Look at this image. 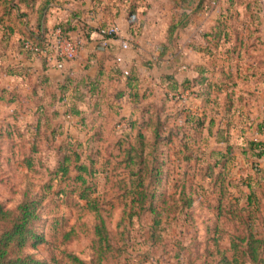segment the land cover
Returning <instances> with one entry per match:
<instances>
[{
	"label": "trees",
	"instance_id": "16d2710c",
	"mask_svg": "<svg viewBox=\"0 0 264 264\" xmlns=\"http://www.w3.org/2000/svg\"><path fill=\"white\" fill-rule=\"evenodd\" d=\"M55 1L0 0V40H8L18 29L21 35L18 47L28 58L47 51L50 33L41 22L49 9L56 6ZM176 1L179 11L168 25L163 53L171 47L175 34L205 3V0ZM228 3L226 12L219 15L214 25L208 31H201L202 43L194 45L198 52L209 58V64L198 66L191 79L178 82L173 77L168 78L173 90L165 98L174 103L181 102L179 107L167 111L163 102L160 107L144 108L148 120L135 126V122L128 119L125 131L117 129L120 118L114 124L116 139L105 147L94 144L101 138L98 131L91 132L85 143L66 136L55 146L57 162L52 168L45 167L50 181L59 183L51 194L66 206L92 214L95 221L94 258L84 263L67 253L75 261L70 264L105 263L107 253L113 249L105 222L115 209H121L117 220H126L130 225L151 220L143 235L146 234L152 245H156L160 237L156 231L160 232L162 242L163 236L174 225H189V230L196 224L204 225V229L195 227L188 234H185L187 229L173 232L172 242L161 243V259L169 256L172 264H181L184 255L183 264H264V238L255 235V221L264 222V167L259 163L264 158V142L241 133L243 141L238 147L245 159L243 167L235 163L231 144L237 114L232 108L245 99L234 92L237 85L234 71L246 83L248 76L254 75L255 69L261 66L264 77V58L257 61L255 68L249 63L253 57L249 51H255V45H261L263 51L262 55L256 54V58L264 56V33L259 28L258 0H228ZM238 5L246 11L242 18L236 9ZM35 6L39 12L36 29L28 25V11L34 10ZM56 28L63 35L72 30L69 22H59L53 30ZM26 42L31 48L25 46ZM242 62L243 70L240 69ZM186 91L195 95L186 96L190 104L192 100L200 101L192 110L181 98ZM0 93L11 94L4 89ZM185 110L184 122L179 125L175 122L177 114ZM132 129L135 134L131 139ZM15 132L18 136L21 134L19 130ZM24 148H20V154H25L27 149L24 151ZM36 149L33 143L28 154L22 155L21 161L29 170L35 163L31 153ZM39 163L44 166L41 160ZM98 175H103L101 187L98 186ZM51 188L50 183L45 185L47 191ZM243 188L247 192H243ZM45 199V194L25 198L13 209L0 202V264H48L25 252L26 247L36 248L44 242V237L36 233L34 227ZM259 211L262 218L255 215ZM230 222L237 225L232 227V232L224 226ZM53 223L56 226L58 220L54 219ZM235 229L241 230L238 232L241 236ZM225 236L230 240L227 251L231 254L220 245ZM74 238L70 232L62 233L65 243ZM204 239L207 240L202 244ZM196 255H203L201 261L194 260ZM153 261L155 263V258Z\"/></svg>",
	"mask_w": 264,
	"mask_h": 264
},
{
	"label": "crops",
	"instance_id": "0c3cea01",
	"mask_svg": "<svg viewBox=\"0 0 264 264\" xmlns=\"http://www.w3.org/2000/svg\"><path fill=\"white\" fill-rule=\"evenodd\" d=\"M55 3L41 22L50 33L47 51L28 58L18 47L21 37L18 29L8 40H0V90L11 92L0 93V133L14 141L16 154L21 153L22 146L25 151L35 143L37 149L31 157L35 163L41 160L44 167L49 168L58 159L55 146L66 136L85 143L91 132L98 131L101 138L94 144L105 147L116 139L114 124L120 118L121 121L130 119L137 126L142 120H148L144 108L160 107L163 102L167 111L179 107L181 102L174 103L165 98L173 90L168 78L173 77L178 82L191 79L198 66L209 64V58L198 52L194 45L202 43L201 31H208L229 6L228 0H205L204 9L200 11L206 13L209 21L205 26L197 25L193 20L197 12L192 14L190 22L175 34L173 43L177 49L173 50L172 43L163 53L168 25L174 14L171 10H175L170 6L171 0H56ZM236 9L240 18L244 17V7L238 5ZM256 11L263 34L264 0H258ZM38 19L35 6L34 10L28 11V25L36 29ZM59 22H69L72 26L69 37L81 38L84 42L76 56L64 60L62 67L56 66L59 57L53 30ZM110 25L118 29L119 35L107 39L106 45L102 46V36L97 29ZM190 27L198 30V36L195 34L194 39L185 37L181 41ZM122 41H127L129 48L122 49ZM260 47L255 45L257 49L249 51L253 55L249 59L253 68L264 58H256V54H263ZM46 55L49 60L44 58ZM241 66L243 70V62ZM261 71L262 67L258 66L246 83L234 71L237 82L234 92L245 97L244 102H238L232 108L237 114L233 116L236 126L231 144L238 166L245 164L238 147L243 141L241 133L264 142V77ZM199 102L192 100L190 104L186 101V107L190 105L192 110ZM185 114L186 110L179 112L175 122L183 124ZM16 130L21 133L19 136ZM134 134L135 129H132L129 137L132 139ZM237 139L241 140L238 144ZM48 157L51 162L45 165ZM97 180L101 187L103 175H98Z\"/></svg>",
	"mask_w": 264,
	"mask_h": 264
},
{
	"label": "rangeland",
	"instance_id": "374dc122",
	"mask_svg": "<svg viewBox=\"0 0 264 264\" xmlns=\"http://www.w3.org/2000/svg\"><path fill=\"white\" fill-rule=\"evenodd\" d=\"M171 1H173V3H171L170 6L175 9L171 10L172 13H174L172 14L174 19L179 10L176 4L177 1ZM202 9H204V7ZM193 20L196 21L197 25L201 26H205L209 21L204 11H199L194 14ZM189 29V31L184 33V37H182L181 41H183L185 37L194 39L195 34L198 36V30L195 27H190ZM194 29H196V32H194ZM176 44H178V42H176ZM177 47L178 46L173 43V50L174 48L177 49ZM237 140L238 142H236V144L240 143L241 140ZM12 142L14 141H11L9 136L6 138L2 137L0 141V202L6 208L13 209L25 198L39 197L41 194L46 195L44 205L39 209L38 220L35 221L34 227L35 232L44 237V242L36 248L26 247L25 252L32 254L36 259L45 261L48 264L75 263L73 259L67 256V253L77 257L84 263H89L95 256V250L93 248V227L95 221L92 214L80 210L77 207L71 208L66 206L52 195L51 192L56 191L58 188V181H50L51 177L48 175L47 171L43 169L45 167L40 166L39 161L38 163H34L32 169H27L21 159L22 155L28 154V150L24 152L25 154H16L14 150L15 145H13ZM49 161L51 162V157H48L44 161V164L49 165ZM259 163L264 167V158H262ZM240 165L242 166V163ZM47 183H50L52 186L49 191L45 189ZM60 185L63 186L64 184ZM100 189L101 188H99V190ZM242 191L247 192V189L243 188ZM262 194L264 196V193ZM212 199H214V196ZM260 208H262V205ZM204 214L205 216L208 215L207 212H204ZM120 215L121 209H115L111 217L107 218L105 222L113 249L107 253L104 264H172L169 262V256H165L161 259V245H167L169 242H172L170 241L172 237L171 234L173 232H182L183 229H187L185 234L192 233L195 227L204 229V225L196 224L189 230V225L182 226L177 224L174 225L173 228H170V231L168 230L169 232L163 236L165 241L163 240L161 242V234L156 231V234L160 235V239H157L156 245H152L146 237V234L143 235V233H145V228L151 225V220L149 222L145 220L140 223L137 221L130 225L126 220L118 221L117 219H119ZM255 215L262 218L263 214L259 211ZM54 219L58 220L56 226H54L53 223ZM224 226L228 227L230 232H232L233 228L237 225H232V222H230ZM255 229L256 237L264 238V222L257 219V221H255ZM235 230L237 233L241 232L239 229ZM128 231L129 234H127ZM253 231L255 230L253 229ZM63 232H70L75 238L71 242L65 243L62 240ZM238 234L241 236L240 233ZM141 235H143V237H141ZM190 235L191 234H189V236ZM206 240L207 239H204L202 244H204ZM186 242L187 241H184V243ZM221 242H223V244ZM221 242L220 245L226 247L227 251L230 240L225 236ZM208 243L211 244L210 241H208ZM169 247H172V244H170ZM182 252L184 253V251ZM227 252L231 254L229 250ZM196 256L194 260L201 261L203 255ZM188 257L193 258L194 256L188 255ZM154 258L155 263L153 261ZM181 258V264H183L186 257L184 255ZM149 259L151 261H149ZM156 259H159V261L157 262Z\"/></svg>",
	"mask_w": 264,
	"mask_h": 264
},
{
	"label": "built area",
	"instance_id": "2783aa9c",
	"mask_svg": "<svg viewBox=\"0 0 264 264\" xmlns=\"http://www.w3.org/2000/svg\"><path fill=\"white\" fill-rule=\"evenodd\" d=\"M55 39L57 42V56L59 57V60L56 62L57 67H62V63L64 60L73 59L76 54L82 49L83 47V40L81 38H70L69 35H63L59 28L54 29ZM99 34L102 36V40L100 44L102 46L106 45V41L109 38H114L119 35L118 29L113 26H107L100 28ZM25 46L27 48H31L30 44L28 42L25 43ZM121 48L127 49L129 48V43L127 41L121 42ZM42 52H40L41 54ZM45 59L49 60L48 56H44ZM189 95L191 97H194L195 95L189 91H186L184 95L181 96V98L185 99L186 96ZM128 127V120H122L118 125L117 129L119 131H122L123 129H127Z\"/></svg>",
	"mask_w": 264,
	"mask_h": 264
}]
</instances>
